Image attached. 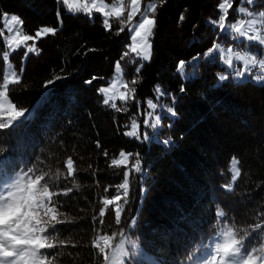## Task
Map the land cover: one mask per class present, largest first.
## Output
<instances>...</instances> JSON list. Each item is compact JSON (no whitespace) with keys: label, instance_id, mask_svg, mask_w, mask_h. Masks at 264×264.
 <instances>
[{"label":"trees","instance_id":"16d2710c","mask_svg":"<svg viewBox=\"0 0 264 264\" xmlns=\"http://www.w3.org/2000/svg\"><path fill=\"white\" fill-rule=\"evenodd\" d=\"M156 2L152 54L144 63L126 47L131 44V23L117 34L127 11L120 19L109 18L111 29L106 30L100 12H72L61 0H0V83L6 69L5 14L19 17L24 35L34 36L45 26L57 29L55 35L36 40L38 54L29 53L25 59L26 49L20 48L10 55L17 74L24 69L20 83L10 85V97L18 108L30 111L22 124L0 130V172L33 168L38 174L48 172L56 190L71 189L53 197L63 205L61 219L67 222L57 228L68 242L50 250L58 252L54 264H103L92 241L98 234L121 231L124 237L117 235L113 244L121 238L132 242L126 243L127 264H198L200 247L212 243L226 224L249 229L264 223V82H235L219 53L204 55L214 42L235 43L211 23L219 18L222 0ZM125 4L130 8V0ZM255 8L264 10V2ZM236 9L237 3L229 22L238 19ZM125 52L129 55L121 59ZM117 61L129 96L116 103L119 111L105 105L98 92L115 76ZM180 61H185L183 73L177 71ZM219 74L229 79L221 81ZM57 76L62 78L45 86ZM148 100L157 104L154 113L161 112L155 128L143 123L151 112ZM133 120L140 138L126 135ZM153 121L152 116L149 123ZM121 151L134 154L129 167L138 153L142 172L130 175L127 204L118 202L121 222L115 223L110 206L101 225L102 198L111 199L123 182L124 166H110ZM69 156L75 168L71 177L66 169ZM232 157L238 158L241 169L235 181ZM4 178L0 175V182ZM261 241L264 229L250 242L259 246Z\"/></svg>","mask_w":264,"mask_h":264},{"label":"snow or ice","instance_id":"6c2138e0","mask_svg":"<svg viewBox=\"0 0 264 264\" xmlns=\"http://www.w3.org/2000/svg\"><path fill=\"white\" fill-rule=\"evenodd\" d=\"M63 5L69 6L68 10L71 11L70 0H61ZM166 2V0H160V3ZM242 3L251 5L254 0H242ZM220 11L219 18L211 21L216 25L221 32L227 30L233 34L234 39H240L251 43L256 42L260 46L264 47V11L254 12L249 11L247 7H240L236 9L239 14H243L245 18H240L235 22H229V10L233 8V0H222L218 4ZM93 9L103 13V25L106 30L111 29L109 18L116 17L120 19L127 11L126 21L120 19L121 27L119 32L124 31L126 24L131 23L134 18L138 17L135 24L128 29L130 33L131 44L126 45L130 49L131 53L135 54V57L139 60L147 61L151 59V38L154 36V29L156 26L157 2L151 0V2L144 3L143 0H130V8L125 4V0H115V2L104 3L101 0L98 6L96 0H92L91 8L87 3L84 4L83 10L91 15ZM60 13H57L59 18ZM184 19V14H181L180 20ZM12 21H17L18 18L15 15L11 16ZM22 24V22H20ZM57 29L54 27H42L35 32V35H20V32H16V35L9 36L7 39V47L2 52V60L7 65V68L3 72L2 83H0V130L16 127L23 123L27 119V113L30 110L24 108H18L16 103L10 97V85L18 84L21 81L23 74V67L20 68L19 74L14 69L13 65L9 62L10 55L20 47L26 49L24 58L26 59L29 53H37L36 40L46 36L48 34L55 35ZM2 35V33H0ZM32 41L31 45L27 42ZM14 46V47H13ZM213 53H219L221 60L229 67L233 68L235 78L243 79L246 74H251L252 69L259 68L261 73H264V59H258L255 55H249L248 53L235 50L233 47L223 48L220 44L214 42L205 56H212ZM129 52L123 53L121 59L128 56ZM193 59H197L194 57ZM242 62V66L236 68L233 61ZM136 63L134 59L132 61ZM143 64H139L135 68V72L138 75L141 71ZM185 68V61H180L177 66V71L183 73ZM116 76H123V70L120 62L117 61L115 65ZM57 76L54 79H50L46 82L45 86L55 82V79H61ZM257 82L264 81V74L255 75L253 77ZM93 79H96L93 77ZM115 79V77H114ZM218 79L224 81L228 79V76L219 74ZM92 81H86L91 83ZM111 87H101L98 92L103 94V103L109 105L117 111L121 110L117 108L114 102L117 98L115 94L109 95L112 89L116 88V83L109 81ZM132 83H136V79L133 78ZM125 87H127V81H124ZM184 89L182 88L181 91ZM133 93L134 99L135 89L130 90ZM157 91L160 89L157 87ZM121 101H127L129 96L121 92L119 95ZM149 109L155 110L157 104L152 100L147 101ZM169 113L174 114V109L167 108ZM148 117L153 116V112L147 113ZM161 117L155 116L152 123H149L148 119L144 120V124L152 128L157 127L160 123ZM126 135L135 136L140 138L139 125L135 120L132 121L131 130ZM143 139L147 140L148 135L145 133ZM165 144L170 143L169 140L164 141ZM97 142V147H99ZM108 153L105 152V156ZM132 153H125L121 151L119 153V159H112L110 166H124L125 171L123 173V182L116 186L117 193L111 198H102L103 208L99 211L100 224L104 223L103 217L106 215V209L110 206L114 212L115 223L121 222L123 209L121 208L119 201L123 200L127 204V197L130 190V175L134 171L136 173L142 172V161L139 159V154H135V162L129 167L130 157H133ZM91 167V165L89 166ZM67 176L71 177L75 173L74 160L69 156L66 160ZM230 171L232 173V180H237L241 175V169L239 167V160L237 157H232L230 160ZM61 170L57 169V176L60 175ZM5 178L0 182V264H54L57 258V251L61 246H67L68 242L60 238V230L57 225L67 222L65 219H61L65 214L61 211L63 205L57 204L53 197L61 194H67L71 189L67 191L56 190V184L53 181L51 175L48 172H43L28 168L19 173L9 170L0 172ZM111 187V186H110ZM229 190L231 185H225ZM119 190H123V194H120ZM109 191V188H105V192ZM218 216L223 217L224 213L219 211ZM96 217H93L95 220ZM134 222V221H133ZM250 229V230H249ZM249 229H237L235 225L226 224L218 233L214 243L210 245L211 252L207 256V259L200 262V264H264V241H261L259 246L252 244L250 241L254 238V233L257 230L264 229V223H255L249 225ZM117 235L124 237V232L109 234H98L92 241L91 246L98 250V254L102 257L103 264H127V258L130 253L127 244H131V241H125L121 238L118 243L113 244ZM73 248L75 244L71 245ZM135 247V245H133Z\"/></svg>","mask_w":264,"mask_h":264},{"label":"rangeland","instance_id":"374dc122","mask_svg":"<svg viewBox=\"0 0 264 264\" xmlns=\"http://www.w3.org/2000/svg\"><path fill=\"white\" fill-rule=\"evenodd\" d=\"M259 2H264V0H254V3L253 4H251V5H247L246 3H242V0H233V6H234V4L235 3H237V9L238 8H240V7H247L248 9H249V11H254V12H259V11H264L263 9H259V8H255V5L257 4V3H259ZM85 3H87L88 4V6L91 8V5H92V0H70V4H71V11L72 12H83V13H86L84 10H83V6H84V4ZM96 3H97V5L99 6L100 5V3H101V0H96ZM104 3H106V2H104ZM68 8H69V6H67ZM233 9V8H232ZM232 9H230L229 10V14H230V11L232 10ZM94 12H98V11H96L95 9H93V11H92V13H94ZM91 13V14H92ZM102 15H103V13L102 12H100ZM236 13L238 14V19H240V18H245L244 16H243V14H239L237 11H236ZM88 14V13H87ZM12 15H15V14H5L4 15V17H3V22H4V26H5V29H6V31H7V34H6V43H7V39H8V37L9 36H14V35H16V32L18 31V32H20V35L21 36H23L24 34L22 33V29H21V21H20V19H19V17L17 16V15H15V16H17V18H18V20L17 21H12L11 20V16ZM237 19V20H238ZM138 20V17L137 18H134V20L131 22V26H132V24H135L136 23V21ZM225 32L229 35V38L231 39V40H233L235 43L234 44H230V45H228V46H226V45H223V44H220L223 48H228L229 46H231V47H233L235 50H237V51H241L242 53H244V52H246V53H248L249 55H255V56H257V58L258 59H264V47H262V46H260L258 43H256V42H251V43H249V42H247V41H245V40H243L242 38H240V39H234L233 38V34H231L229 31H227V30H225ZM43 37H45V36H43ZM29 42L30 41H28L27 42V44L28 45H31V44H29ZM152 44V43H151ZM14 47V46H13ZM20 48H24V47H20ZM20 48H18V49H20ZM130 50V49H129ZM134 54V53H133ZM151 54H152V49H151ZM135 55V54H134ZM220 55V54H219ZM220 60H221V58H220ZM149 60H147V61H143L142 60V62H148ZM221 62H222V64L223 65H225L227 68H228V70L231 72V79L233 80V81H235V82H240V81H244V80H247V79H253L255 82H257V80H255L254 78H253V76H255V75H262V74H264V73H261L260 72V69L259 68H254V69H252V73L251 74H246L245 75V77L243 78V79H237V78H235V74H234V71H233V68H229L222 60H221ZM233 63H234V66L236 67V68H239V67H241L242 66V62H240V61H236V60H234L233 61ZM6 68H7V65H6ZM251 75H253V76H251ZM114 77H115V79H114ZM113 77V79L111 80V81H113V82H115L116 83V88H114V89H112V91L109 93V95H113V94H115V96L117 97L116 99H115V103H117L118 101H121L120 99H119V95H120V93L121 92H123V93H125L126 95H127V91H126V87H125V85L123 84V79H121V77H119V76H116V74H115V76ZM229 79V78H228ZM227 80V79H226ZM262 82H264V81H262ZM257 83H259V82H257ZM106 87H111V84L109 83ZM111 103H112V101H110V105H111ZM156 110V109H155ZM155 110H152L151 109V112H153V118L155 119V116L156 115H159L160 116V113L158 112V113H154L155 112ZM150 118L151 117H147V119L149 120V122H150ZM159 125V124H158ZM157 125V126H158ZM123 239H125V241H126V238H123ZM215 241V240H214ZM214 241L212 242V243H214ZM212 243H209V244H207L206 246H204V247H200V255H199V257H198V259H197V262H198V264H200V262L201 261H203V260H205V259H207V256L210 254V252H211V247H210V245L212 244ZM126 247H127V244H126ZM128 248V247H127ZM128 259V258H127Z\"/></svg>","mask_w":264,"mask_h":264}]
</instances>
